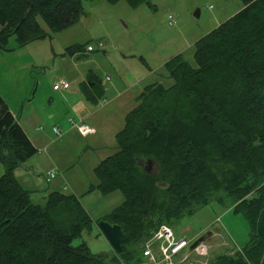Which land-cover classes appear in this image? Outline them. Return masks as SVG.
<instances>
[{"label":"trees","instance_id":"16d2710c","mask_svg":"<svg viewBox=\"0 0 264 264\" xmlns=\"http://www.w3.org/2000/svg\"><path fill=\"white\" fill-rule=\"evenodd\" d=\"M240 2L194 42L193 64L180 53L164 62L170 83L143 86L114 134L115 151L93 168L87 191L122 196L100 218L122 231L120 250L107 258L72 244L97 227L74 194L51 190L35 203L14 176L36 148L0 96V264H142L136 249L153 231L210 201L240 214L248 239L207 264H264V0ZM82 14L81 0H0V49L10 35L18 46L48 37L40 22L56 32ZM91 80L80 88L93 103Z\"/></svg>","mask_w":264,"mask_h":264},{"label":"rangeland","instance_id":"374dc122","mask_svg":"<svg viewBox=\"0 0 264 264\" xmlns=\"http://www.w3.org/2000/svg\"><path fill=\"white\" fill-rule=\"evenodd\" d=\"M81 7L79 19L62 30L48 31L40 22L48 37L23 46L17 45L13 35L7 37L0 49V96L37 144L34 155L15 170L21 186L33 191L32 202H43L42 197L51 190L72 193L93 223L122 199L118 191L101 194L87 189L96 183L93 168L116 149L114 134L121 128L124 114L135 105L133 95L153 82L168 85L163 64L175 54L193 64L194 42L239 10L241 2L147 0L130 7L124 0H81ZM72 45H79L80 50L69 54L66 49ZM87 77L96 85L93 103L86 102L81 93L80 83ZM57 80L65 85L54 90L52 84ZM83 104L88 110H80ZM81 116L95 129L93 135L84 137L71 129L68 118ZM51 126L60 130L59 136L51 133ZM140 164L145 166V161ZM48 168L57 175L46 182ZM2 170L0 164V174ZM148 171L155 174L156 163L150 162ZM171 230L176 239L191 242L204 235L200 243L203 254L195 253V246L184 248L176 257L185 256L187 264H207L218 254H232L248 239L242 216L216 201L183 216ZM80 241L104 258L113 252L94 225L72 244ZM136 257L142 264L147 261L142 248L136 249Z\"/></svg>","mask_w":264,"mask_h":264},{"label":"built area","instance_id":"2783aa9c","mask_svg":"<svg viewBox=\"0 0 264 264\" xmlns=\"http://www.w3.org/2000/svg\"><path fill=\"white\" fill-rule=\"evenodd\" d=\"M168 22L171 24L174 23L171 16H168ZM87 49H90V47L88 46ZM64 85L65 82L63 80H57L52 84V89L59 90L62 89ZM67 121L70 127L81 136L92 133V129L79 119L68 118ZM38 129H40V127H38ZM50 130L55 136L60 135V130L57 127L51 126ZM56 175L57 171L51 168L45 172L44 179L48 182L56 177ZM190 243V240L184 238L176 239L172 233L171 227L162 224L143 242L142 256L147 258L145 264H187L185 256H182L180 259H176V257L184 248H189ZM193 250L199 255L204 253L200 244ZM173 258H175L176 261H173Z\"/></svg>","mask_w":264,"mask_h":264},{"label":"water","instance_id":"95a60500","mask_svg":"<svg viewBox=\"0 0 264 264\" xmlns=\"http://www.w3.org/2000/svg\"><path fill=\"white\" fill-rule=\"evenodd\" d=\"M149 161L145 162L144 170L146 172L148 171V165ZM96 226L99 229L100 233L103 235V237L106 239L108 244L110 245L112 251L114 253H117L120 250V243L122 240V231L120 226L116 224H109L108 222L104 220H98L96 222ZM204 235H200L196 237L189 245V249H193L195 246L203 242Z\"/></svg>","mask_w":264,"mask_h":264},{"label":"crops","instance_id":"0c3cea01","mask_svg":"<svg viewBox=\"0 0 264 264\" xmlns=\"http://www.w3.org/2000/svg\"><path fill=\"white\" fill-rule=\"evenodd\" d=\"M141 91V90H140ZM115 96L116 97H119V94H115ZM135 97H136V95L134 94L133 95V99H135ZM85 100V99H84ZM86 102H88L87 100H85ZM81 106V108H80V110L81 109H87L88 110V107H87V105L86 104H83V105H80ZM13 115V114H12ZM14 116V115H13ZM76 119H79V120H81L82 122H84L88 127H90L91 129H92V133H90V134H87V135H93L94 133H95V129L92 127V126H90L85 120H84V116L82 117L81 116V118H76ZM71 129H73V128H71ZM76 132V131H75ZM86 135V136H87ZM27 136V135H26ZM86 136H84V137H86ZM28 137V139L30 140V142L32 143V145L34 146V145H37V144H34V139L32 138V137H30V136H27ZM35 147V146H34ZM40 151H41V149H43V150H45V146L44 147H42L41 149L40 148H38ZM37 150V149H36ZM49 163L51 164L52 162H51V159H49ZM23 164L24 163H21L18 167H16L15 169H14V176L16 177V178H18L19 176H16L15 175V170L17 169V168H22L23 167ZM49 169V168H48ZM47 169V170H48ZM23 177V180H24V178H25V180H26V182L28 183V179H26V177H24V175L22 176ZM18 180V179H17ZM22 180V181H23ZM32 191V190H31ZM44 196H45V194H44ZM43 196V197H44ZM42 197V198H43Z\"/></svg>","mask_w":264,"mask_h":264}]
</instances>
